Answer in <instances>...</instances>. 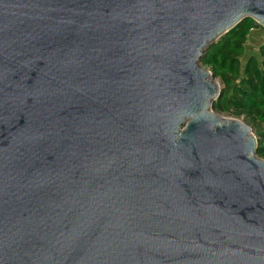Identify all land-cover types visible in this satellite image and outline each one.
<instances>
[{"label": "water", "instance_id": "95a60500", "mask_svg": "<svg viewBox=\"0 0 264 264\" xmlns=\"http://www.w3.org/2000/svg\"><path fill=\"white\" fill-rule=\"evenodd\" d=\"M264 0H0V264H264V161L203 54Z\"/></svg>", "mask_w": 264, "mask_h": 264}, {"label": "trees", "instance_id": "16d2710c", "mask_svg": "<svg viewBox=\"0 0 264 264\" xmlns=\"http://www.w3.org/2000/svg\"><path fill=\"white\" fill-rule=\"evenodd\" d=\"M255 27L261 26L251 19L235 26L203 54L200 64L224 83L212 111L253 120L260 129L257 156L264 157V67L260 71L254 63L247 64L241 75L238 61L244 54L246 38Z\"/></svg>", "mask_w": 264, "mask_h": 264}, {"label": "rangeland", "instance_id": "374dc122", "mask_svg": "<svg viewBox=\"0 0 264 264\" xmlns=\"http://www.w3.org/2000/svg\"><path fill=\"white\" fill-rule=\"evenodd\" d=\"M264 28H252L246 38V41L244 43V54L242 57L239 58V70L241 75L243 74L244 68L247 66V64L254 63L257 68L260 69V71H263L264 67ZM206 71L210 72V69H207L203 67ZM212 74V73H211ZM214 81L218 84L219 89L222 91L224 89V83L221 81L220 78H214ZM238 84V81L236 82ZM220 115L223 118L226 119H235L242 123H244L246 126H248L253 136L256 138V141L258 139V136L260 134V129L258 128V125L254 123L253 120L247 119L242 117H233L227 114H221L216 113ZM258 159L264 161V157L257 156Z\"/></svg>", "mask_w": 264, "mask_h": 264}]
</instances>
